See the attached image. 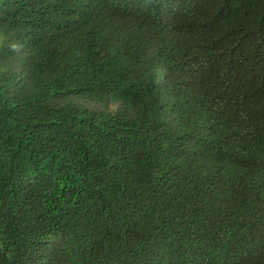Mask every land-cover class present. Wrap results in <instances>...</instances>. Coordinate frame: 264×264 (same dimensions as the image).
I'll return each mask as SVG.
<instances>
[{
    "label": "trees",
    "instance_id": "16d2710c",
    "mask_svg": "<svg viewBox=\"0 0 264 264\" xmlns=\"http://www.w3.org/2000/svg\"><path fill=\"white\" fill-rule=\"evenodd\" d=\"M0 264H264V0H0Z\"/></svg>",
    "mask_w": 264,
    "mask_h": 264
}]
</instances>
